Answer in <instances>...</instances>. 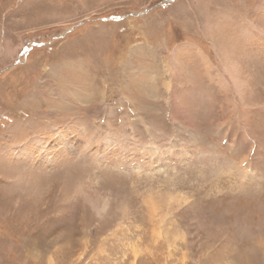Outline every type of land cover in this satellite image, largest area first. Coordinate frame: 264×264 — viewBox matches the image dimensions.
<instances>
[{
    "label": "rangeland",
    "instance_id": "rangeland-1",
    "mask_svg": "<svg viewBox=\"0 0 264 264\" xmlns=\"http://www.w3.org/2000/svg\"><path fill=\"white\" fill-rule=\"evenodd\" d=\"M0 264H264V0H0Z\"/></svg>",
    "mask_w": 264,
    "mask_h": 264
}]
</instances>
